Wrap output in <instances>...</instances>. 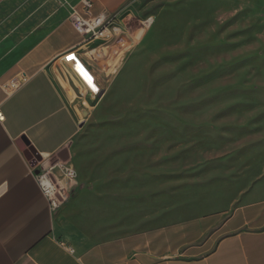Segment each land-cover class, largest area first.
Returning a JSON list of instances; mask_svg holds the SVG:
<instances>
[{"label": "rangeland", "instance_id": "1", "mask_svg": "<svg viewBox=\"0 0 264 264\" xmlns=\"http://www.w3.org/2000/svg\"><path fill=\"white\" fill-rule=\"evenodd\" d=\"M134 1L126 58L98 92L69 67L82 133L38 175L80 225L206 221L179 255L206 253L264 202V0Z\"/></svg>", "mask_w": 264, "mask_h": 264}, {"label": "crops", "instance_id": "2", "mask_svg": "<svg viewBox=\"0 0 264 264\" xmlns=\"http://www.w3.org/2000/svg\"><path fill=\"white\" fill-rule=\"evenodd\" d=\"M80 1L0 0V264H264V202L231 218V232L212 250L191 256L179 254L212 229L206 221L132 232L124 224L80 225L53 208L39 169L81 135L85 117L72 98L82 85L69 67L92 75L98 88L100 71L120 66L128 46L84 44L71 11ZM134 2L95 0L94 12L118 15L128 39Z\"/></svg>", "mask_w": 264, "mask_h": 264}, {"label": "built area", "instance_id": "3", "mask_svg": "<svg viewBox=\"0 0 264 264\" xmlns=\"http://www.w3.org/2000/svg\"><path fill=\"white\" fill-rule=\"evenodd\" d=\"M67 1V0H66ZM95 10V0H81L80 7L72 6V17L73 25L75 30L83 37L84 44H99L103 47L116 46L119 43H126L127 33L122 28V22L118 15H111L109 13H99L96 14ZM152 20H147L143 22V30L150 28L152 25ZM73 55V54H71ZM66 57L67 60L69 56ZM70 61V60H69ZM90 76L91 82L87 79L89 85L95 87V91L98 92L96 87L95 78ZM27 80V76H24L21 80L15 79L10 82V87L12 89H18L21 84ZM0 116L2 114L0 113ZM38 180L43 188L44 194L51 199L52 206L57 209L59 202L56 199L58 194L57 186L49 178L47 174L42 176L38 175ZM71 252L73 250L71 249Z\"/></svg>", "mask_w": 264, "mask_h": 264}, {"label": "snow or ice", "instance_id": "4", "mask_svg": "<svg viewBox=\"0 0 264 264\" xmlns=\"http://www.w3.org/2000/svg\"><path fill=\"white\" fill-rule=\"evenodd\" d=\"M68 59H70V60H73L74 59V57H72V56H69L68 57ZM82 70V69H81ZM87 75V74H86ZM87 79L91 82V77L90 76H87ZM0 119H3V117L2 116H0Z\"/></svg>", "mask_w": 264, "mask_h": 264}, {"label": "water", "instance_id": "5", "mask_svg": "<svg viewBox=\"0 0 264 264\" xmlns=\"http://www.w3.org/2000/svg\"><path fill=\"white\" fill-rule=\"evenodd\" d=\"M35 156H36V158H37L38 161L41 160V158H40V156L38 154H36Z\"/></svg>", "mask_w": 264, "mask_h": 264}]
</instances>
